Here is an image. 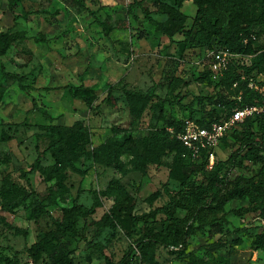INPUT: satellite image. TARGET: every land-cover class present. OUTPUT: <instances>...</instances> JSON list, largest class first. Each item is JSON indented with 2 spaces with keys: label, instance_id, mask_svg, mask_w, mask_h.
Instances as JSON below:
<instances>
[{
  "label": "rangeland",
  "instance_id": "374dc122",
  "mask_svg": "<svg viewBox=\"0 0 264 264\" xmlns=\"http://www.w3.org/2000/svg\"><path fill=\"white\" fill-rule=\"evenodd\" d=\"M135 1L141 6L133 0H17L10 7L9 0H0V32L14 27L11 33L19 35L0 56V264H52L45 253L31 252L46 236L52 243L60 238L52 220L36 213L37 204L61 219L68 209L91 208L93 192L98 193L95 212L78 224L83 238L60 241L74 264H116L137 237L131 234L128 211L138 215L166 204L167 189L177 188L179 171L192 169L193 163L183 160L168 141L151 143V136L169 119L193 121L187 117L213 108L200 97L226 92L202 76L206 45L191 37L185 40L196 14L192 1H183L179 12L186 18L183 23L173 22L172 40L144 16L143 9L151 19L167 25L168 7L175 6L174 0ZM255 48H264V32L258 34ZM1 65L21 80L2 74ZM65 85H82L81 98L54 89ZM249 85L247 81L244 90ZM126 90L148 96L143 108L133 106ZM77 123L89 129V135L75 137L76 152L81 154L75 163L78 170H66L67 192L50 200L47 188L55 179L47 180L41 169L30 172L27 180L23 174L47 147L53 126ZM128 138L143 152L136 156L126 144L119 157L123 171H119L101 152H106L109 140L121 143ZM229 152L223 145L216 148L221 160ZM53 163L50 154L41 156V167ZM245 163L251 166L248 160ZM195 172L201 179L205 176L201 169ZM5 178L35 191L37 202L30 199L4 211L2 205L13 196L3 188ZM112 180L129 195L128 211L116 208L114 196L102 194ZM246 204H228L232 213L227 222L194 233L185 249L157 246L152 255L137 252L135 264H264V250L254 248L251 239L264 233L261 217L233 213Z\"/></svg>",
  "mask_w": 264,
  "mask_h": 264
},
{
  "label": "trees",
  "instance_id": "16d2710c",
  "mask_svg": "<svg viewBox=\"0 0 264 264\" xmlns=\"http://www.w3.org/2000/svg\"><path fill=\"white\" fill-rule=\"evenodd\" d=\"M16 1L9 0V6H13ZM157 1L164 3L166 0ZM183 1L174 0L175 6L168 7L167 25L151 19L145 9H143L144 16L172 40L173 22L183 23L186 18L179 12ZM191 1L196 7V14L191 30L184 33L185 40L191 37L196 44L206 45L207 52L222 49L234 56L219 78H212L208 65L202 73L204 79L215 81L216 89H223L226 92L216 97H200V100H207L208 105L213 108L207 111L201 110L196 116L187 117L201 127L208 128L214 122L228 119L235 107L259 105L263 102L251 88L244 90V84L247 81L264 84V48L261 50L255 48L258 34L264 32V0ZM132 3L141 6L135 0ZM100 26L108 36L109 31L106 26L101 23ZM13 29L14 27H11L5 32H0V56L4 55L19 37L17 33H11ZM206 60L208 61L207 58ZM1 72L5 76L21 80L20 75L7 72L2 65ZM54 89L64 90L74 99H80V93L84 92L82 85L78 87L65 85ZM125 93L132 97L133 106L141 108L144 100L148 98L145 94L130 90H126ZM84 100L90 106V102ZM38 111L51 120L46 111L40 108ZM133 112L132 116L137 120L138 114ZM184 122L185 119H169L161 131H156L151 136V143L168 141L169 147L176 149L180 156H183V160L193 163L191 170L179 171L177 188L167 189L169 200L166 204L150 209L146 213L133 215L127 210L132 205L130 197L116 180H112L102 193L107 198L114 196L117 209L128 211L129 223L133 227L131 234H137L128 251L116 264H135L137 252L143 256L152 255L157 246L185 249L194 233L226 223L228 215L232 213L227 210V206L235 201L247 203L233 210L235 215L257 214L261 220L264 219V115L247 118L230 128L228 135L231 141L227 143V135H225L218 144V147L223 145L224 149L230 150L224 160L217 157V147L214 150L203 149L197 158H192L187 148L175 136L184 130ZM86 135H89V129L80 123L72 127L53 126L52 138L47 147L37 154L30 171L25 172L23 178L27 180L30 172L41 169L47 180L55 179V183L47 188L48 198L54 200L56 197H62L67 192L63 185L66 170L77 171L75 163L81 157V154L76 152L75 137ZM126 144L136 151V156L142 154L143 151H140L130 138L121 143L114 139L109 140L104 147L106 152L104 154L101 152L105 160L119 171H123L124 164L119 157L127 149ZM210 153H213L214 161L212 167L208 168ZM47 154L51 155L54 163L51 166L41 167V156ZM246 160L251 162V166L245 163ZM196 168L204 171L205 176L202 179L196 176ZM3 188L13 194L2 205L4 211L10 212L30 199L37 202L35 191L13 184L9 178L4 179ZM92 195L94 205L91 208L77 206L68 209L61 219L53 218L42 204H37L36 213L45 214L52 220L60 238L56 239V243H52L46 236L31 248V252L45 253L52 264H74L60 239L83 238L78 224L81 220H85L88 214L95 212L98 193L93 192ZM251 239L254 248L264 250V233L251 236Z\"/></svg>",
  "mask_w": 264,
  "mask_h": 264
},
{
  "label": "built area",
  "instance_id": "2783aa9c",
  "mask_svg": "<svg viewBox=\"0 0 264 264\" xmlns=\"http://www.w3.org/2000/svg\"><path fill=\"white\" fill-rule=\"evenodd\" d=\"M232 57H234L232 53L222 49L208 52L206 55L207 65L211 70L213 79L221 76L222 72L227 69ZM249 87L262 98V104L242 108L235 107L228 119L222 122H214L208 128L201 127L194 121H185L184 130L175 136L187 148L192 158H197L203 149L214 150L233 126L242 123L247 118L264 115V84L260 85L250 81ZM169 131L173 133L171 129ZM213 161L214 155L210 153L208 168L212 167ZM262 222L264 223V219Z\"/></svg>",
  "mask_w": 264,
  "mask_h": 264
}]
</instances>
